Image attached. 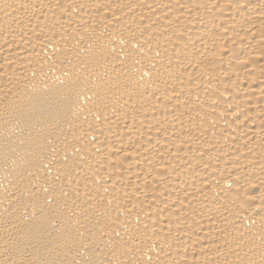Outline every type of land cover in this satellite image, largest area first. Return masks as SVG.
I'll return each instance as SVG.
<instances>
[{
    "label": "bare ground",
    "instance_id": "bare-ground-1",
    "mask_svg": "<svg viewBox=\"0 0 264 264\" xmlns=\"http://www.w3.org/2000/svg\"><path fill=\"white\" fill-rule=\"evenodd\" d=\"M0 264H264V0H0Z\"/></svg>",
    "mask_w": 264,
    "mask_h": 264
}]
</instances>
